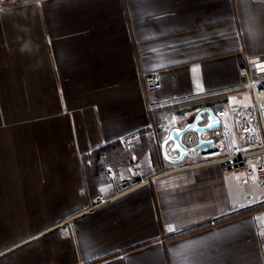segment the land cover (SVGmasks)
I'll return each instance as SVG.
<instances>
[{
	"label": "crops",
	"instance_id": "1",
	"mask_svg": "<svg viewBox=\"0 0 264 264\" xmlns=\"http://www.w3.org/2000/svg\"><path fill=\"white\" fill-rule=\"evenodd\" d=\"M14 1L0 6V264H264V188L160 148L201 109L251 103L264 0ZM132 133L125 158L157 179L132 187L108 166L120 181L94 206L93 161Z\"/></svg>",
	"mask_w": 264,
	"mask_h": 264
},
{
	"label": "built area",
	"instance_id": "2",
	"mask_svg": "<svg viewBox=\"0 0 264 264\" xmlns=\"http://www.w3.org/2000/svg\"><path fill=\"white\" fill-rule=\"evenodd\" d=\"M14 0H0L1 7L14 5ZM240 73H245L246 68H240ZM146 92H151L160 87V82L155 73H147L142 77ZM251 91L252 100L247 105L232 106L229 111L219 109L215 112L219 125L215 130L202 131L199 134L188 131L182 136L186 146L184 158L180 169H192L207 165H218L223 172H230L245 181H253L264 188V80L247 83ZM229 112L232 114L237 128L236 140L232 138V131L228 123ZM139 133H132L122 139L125 145L139 141ZM212 139L210 148L200 149L196 145L198 140ZM130 171L135 173L139 180L132 185L137 187L149 183L157 175L145 177L141 170V162L132 160L128 164ZM172 170L162 172L169 173ZM110 179L114 174L111 167L106 168ZM107 199L97 195L93 198V205H101ZM255 221V235L260 247L264 250V202L252 211ZM63 234L71 233L70 224L60 227Z\"/></svg>",
	"mask_w": 264,
	"mask_h": 264
},
{
	"label": "water",
	"instance_id": "3",
	"mask_svg": "<svg viewBox=\"0 0 264 264\" xmlns=\"http://www.w3.org/2000/svg\"><path fill=\"white\" fill-rule=\"evenodd\" d=\"M218 125L219 121L213 110L201 109L197 111L193 119L186 123L183 127L170 129L166 138L160 144L163 159L173 165L181 163L187 150L186 146L182 142L183 134L188 131L199 134L202 131L215 130L218 128ZM212 143V139L206 141L198 140L196 147L200 149H207L212 146ZM169 153H175L176 156L171 157Z\"/></svg>",
	"mask_w": 264,
	"mask_h": 264
},
{
	"label": "rangeland",
	"instance_id": "4",
	"mask_svg": "<svg viewBox=\"0 0 264 264\" xmlns=\"http://www.w3.org/2000/svg\"><path fill=\"white\" fill-rule=\"evenodd\" d=\"M135 144L136 142L132 143L131 145H125L121 143L120 145L115 147L114 151H108L103 156L97 157L96 160L93 161L92 168L93 171H95L94 175L97 178V183L95 187L96 195L102 196L105 192L109 191L111 187H113L114 185H118L120 181V178H117V176L113 177V179H110L108 175L103 174L105 168L118 164L122 169H128V164L130 161L134 159L139 160L133 155H130L125 158L127 156L126 154L130 152L133 148H135ZM156 179L157 178L155 177L151 181H155Z\"/></svg>",
	"mask_w": 264,
	"mask_h": 264
},
{
	"label": "snow or ice",
	"instance_id": "5",
	"mask_svg": "<svg viewBox=\"0 0 264 264\" xmlns=\"http://www.w3.org/2000/svg\"><path fill=\"white\" fill-rule=\"evenodd\" d=\"M258 67H259V65H258Z\"/></svg>",
	"mask_w": 264,
	"mask_h": 264
}]
</instances>
